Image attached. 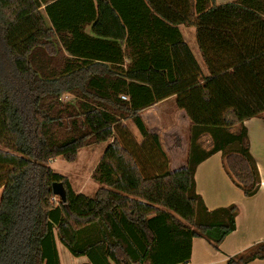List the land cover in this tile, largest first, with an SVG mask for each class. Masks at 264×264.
<instances>
[{"label": "trees", "instance_id": "obj_1", "mask_svg": "<svg viewBox=\"0 0 264 264\" xmlns=\"http://www.w3.org/2000/svg\"><path fill=\"white\" fill-rule=\"evenodd\" d=\"M181 26L195 29L209 75ZM170 98L191 121L176 171L141 115ZM262 117L264 0H0V264H61L58 242L85 264H188L195 238L219 251L239 208L209 210L196 170L222 153L232 183L254 196L244 123ZM101 143L92 197L49 165ZM262 258L264 243L228 264Z\"/></svg>", "mask_w": 264, "mask_h": 264}, {"label": "crops", "instance_id": "obj_2", "mask_svg": "<svg viewBox=\"0 0 264 264\" xmlns=\"http://www.w3.org/2000/svg\"><path fill=\"white\" fill-rule=\"evenodd\" d=\"M78 5L81 11L86 10H83L84 7H81L80 4ZM42 12H44V8ZM48 24H50L49 20ZM183 28V26L180 27L184 41L189 45L204 74L209 75L198 44L196 49L192 47L188 38L185 37ZM84 32L92 36L91 25H86ZM148 113H150L148 116L150 123L146 121V114ZM141 115L149 131L158 135L169 158L170 170L176 171L186 167L191 121L185 111L178 109L175 98H170L146 109ZM244 124L248 130L250 151L260 172V189L254 196L247 197L242 190L236 187L223 168L222 153L213 155L198 166L195 174L196 190L208 209L215 210L236 205L239 208V214L236 219V230L224 240L219 251L214 250L205 239L195 238L188 264H228L230 258L264 243V117L252 118L245 121ZM60 246L61 244L58 242L60 256H64L66 264H85L88 262L85 257L74 258L66 250H62ZM248 264H264V258L256 259Z\"/></svg>", "mask_w": 264, "mask_h": 264}, {"label": "rangeland", "instance_id": "obj_3", "mask_svg": "<svg viewBox=\"0 0 264 264\" xmlns=\"http://www.w3.org/2000/svg\"><path fill=\"white\" fill-rule=\"evenodd\" d=\"M232 1L235 0H217L219 4H224ZM183 32L185 34V37L188 38V42L192 45L194 49H196L197 42L195 39V29L184 27ZM66 99H68V96L66 97ZM149 115L150 113L146 114V121L148 123H150V120L148 118ZM125 124L129 127L130 130H132L134 137L139 142H141L142 139L135 126L131 122H125ZM204 146H209L208 138L204 140ZM106 147L107 143H101L98 145L85 147L79 151L77 160L74 163H69L63 158H56L50 161L49 165L54 172L69 179L76 193H82L84 195L92 197L100 188V185L96 181H94L93 174L104 154ZM60 247L62 248V250H66L69 253V251L65 247H63L62 245ZM61 264H66L63 255H61Z\"/></svg>", "mask_w": 264, "mask_h": 264}, {"label": "water", "instance_id": "obj_4", "mask_svg": "<svg viewBox=\"0 0 264 264\" xmlns=\"http://www.w3.org/2000/svg\"><path fill=\"white\" fill-rule=\"evenodd\" d=\"M53 192L55 196L59 197L63 201L66 200V192L62 183L59 182L54 183Z\"/></svg>", "mask_w": 264, "mask_h": 264}, {"label": "built area", "instance_id": "obj_5", "mask_svg": "<svg viewBox=\"0 0 264 264\" xmlns=\"http://www.w3.org/2000/svg\"><path fill=\"white\" fill-rule=\"evenodd\" d=\"M123 99H126L125 97H123Z\"/></svg>", "mask_w": 264, "mask_h": 264}]
</instances>
